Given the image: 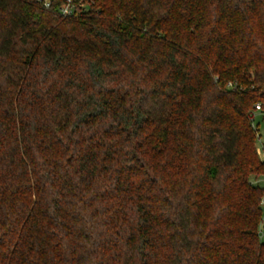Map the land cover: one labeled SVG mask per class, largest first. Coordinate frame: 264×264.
Returning a JSON list of instances; mask_svg holds the SVG:
<instances>
[{"label":"trees","instance_id":"obj_1","mask_svg":"<svg viewBox=\"0 0 264 264\" xmlns=\"http://www.w3.org/2000/svg\"><path fill=\"white\" fill-rule=\"evenodd\" d=\"M50 1L0 0V264H264V0Z\"/></svg>","mask_w":264,"mask_h":264},{"label":"built area","instance_id":"obj_2","mask_svg":"<svg viewBox=\"0 0 264 264\" xmlns=\"http://www.w3.org/2000/svg\"><path fill=\"white\" fill-rule=\"evenodd\" d=\"M45 5L46 7H50L51 1L45 0ZM59 11L64 16H69L77 13L74 0H62L59 7ZM229 85L233 86V83L229 82ZM260 116H264V107L262 102H257L255 104V110L252 114V121H253V126L257 129V150L259 155L261 156V159L264 160V129L259 130L256 124V118ZM255 182L264 184V176L256 179ZM263 203H264V198H263Z\"/></svg>","mask_w":264,"mask_h":264}]
</instances>
